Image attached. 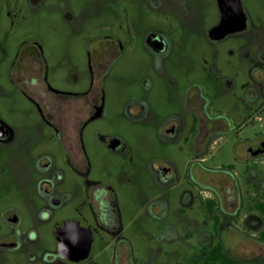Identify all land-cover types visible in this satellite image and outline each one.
I'll return each instance as SVG.
<instances>
[{
    "label": "flooded vegetation",
    "instance_id": "obj_1",
    "mask_svg": "<svg viewBox=\"0 0 264 264\" xmlns=\"http://www.w3.org/2000/svg\"><path fill=\"white\" fill-rule=\"evenodd\" d=\"M44 1L0 0V15H30ZM58 1L64 5L68 0ZM143 1L156 3L158 21L167 23L146 31L145 43L156 55L166 54L171 48L165 30L176 27L169 25L174 22L171 18L184 22L200 11L196 0ZM209 8L206 34L213 46H229L226 58L234 55L233 47H237L234 59L238 65L233 70L247 77L241 84L245 93L239 102L253 113L244 120L230 117L199 84L193 96L187 89L185 101L193 115L191 125L168 117L161 133L190 144L191 161L184 176L169 159H160L153 169L161 186L179 189L174 204L182 228L159 219L166 214L168 204L163 198L151 202L156 233L146 228L142 232L157 238L154 251L136 248L123 230L115 183L92 176L85 130L101 113L100 96L91 89L69 92L54 88L34 55L18 51L14 63H20L23 79L17 85L47 110L44 132L36 130L41 141L54 143L15 144L14 128L0 119V147L12 145L10 158L14 163L10 168L13 191L0 190V264H34L38 258L45 264L58 258L64 264H264V169L260 167L264 130L256 125L258 120L264 125V0H210ZM110 38L98 49L103 76L122 52L117 48L121 45L119 38ZM70 110L73 113L67 115ZM100 138L113 150L126 147L116 135ZM53 146L69 170L86 180L77 191L62 184L65 175L58 168ZM225 146L230 154L227 160L223 156ZM75 193V204L68 208ZM43 223L51 227L55 251L38 248V228ZM59 236L63 240L61 248ZM163 242H183L185 249H164Z\"/></svg>",
    "mask_w": 264,
    "mask_h": 264
},
{
    "label": "rangeland",
    "instance_id": "obj_2",
    "mask_svg": "<svg viewBox=\"0 0 264 264\" xmlns=\"http://www.w3.org/2000/svg\"><path fill=\"white\" fill-rule=\"evenodd\" d=\"M196 2L200 11L195 17L188 15L184 22L170 19L174 22L169 25L176 27L165 29L171 48L163 55H156L145 43L150 26L167 24L158 21L156 3L68 0L62 5L58 0H45L33 14L0 15V119L14 128L15 144L54 143L49 139L41 141V134L36 130L41 128V133L44 132L47 110L17 85L23 79L20 63H14L18 51L34 55L46 69V79L54 88L69 92L91 89L99 95L101 113L85 130L92 176H101L115 183L123 230L139 250L154 251L158 246L155 236H145L142 232L146 228L150 233H156V217L151 214L149 206L151 202L163 198L168 204L166 214L159 219L164 223L174 222L182 228V219L178 217L174 204L179 189L161 186L153 169L160 159H169L176 163L184 176L191 161L190 144L182 138L173 141L161 133L168 117H176L183 125H191L193 115L185 101L187 89L193 96L198 89L196 84H199L230 117L235 115L244 120L253 113L239 102L245 93L241 84L247 81V77L233 70L238 65L234 59L238 54L237 47H233L236 50L234 55L226 58L229 46L212 45L206 34V23L211 17L210 0ZM112 35L119 38L121 45L118 44L117 48L122 52L108 65L103 76L98 49L107 44ZM93 36L100 37L92 39ZM22 43H25L23 47L20 46ZM72 113L70 110L66 114ZM256 125L264 130L261 121H256ZM100 135H116L126 147L113 150ZM52 148L58 168L65 175L62 184L77 191V186L86 180L70 171L56 147ZM12 151V145L5 149L0 147L1 191L14 189L10 170L14 165L10 158ZM223 154L226 160L230 159L226 146ZM26 164L28 167V162ZM260 167L264 169V159ZM26 184L30 185L29 182ZM76 195L68 203V208L75 204ZM50 228L47 223L38 228L40 250L55 251L56 242ZM182 243L163 242L161 245L164 249L175 247L184 251ZM34 264L45 263L38 258ZM46 264L64 263L58 258Z\"/></svg>",
    "mask_w": 264,
    "mask_h": 264
},
{
    "label": "water",
    "instance_id": "obj_3",
    "mask_svg": "<svg viewBox=\"0 0 264 264\" xmlns=\"http://www.w3.org/2000/svg\"><path fill=\"white\" fill-rule=\"evenodd\" d=\"M59 229H60V227H59ZM58 243H59V247L61 248L63 245V240H62V238H60V236L58 238Z\"/></svg>",
    "mask_w": 264,
    "mask_h": 264
}]
</instances>
